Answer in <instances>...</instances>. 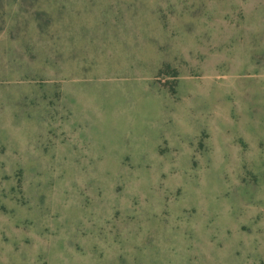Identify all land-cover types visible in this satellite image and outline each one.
<instances>
[{"label": "rangeland", "instance_id": "obj_1", "mask_svg": "<svg viewBox=\"0 0 264 264\" xmlns=\"http://www.w3.org/2000/svg\"><path fill=\"white\" fill-rule=\"evenodd\" d=\"M0 264H264V0H0Z\"/></svg>", "mask_w": 264, "mask_h": 264}]
</instances>
